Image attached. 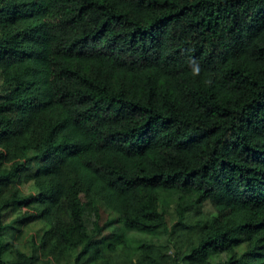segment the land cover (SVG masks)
I'll return each instance as SVG.
<instances>
[{
	"label": "trees",
	"instance_id": "1",
	"mask_svg": "<svg viewBox=\"0 0 264 264\" xmlns=\"http://www.w3.org/2000/svg\"><path fill=\"white\" fill-rule=\"evenodd\" d=\"M0 78V264H264V0H0Z\"/></svg>",
	"mask_w": 264,
	"mask_h": 264
},
{
	"label": "rangeland",
	"instance_id": "2",
	"mask_svg": "<svg viewBox=\"0 0 264 264\" xmlns=\"http://www.w3.org/2000/svg\"><path fill=\"white\" fill-rule=\"evenodd\" d=\"M1 82L2 81H1V78H0V87H1ZM164 202L165 203H163V204H164V206L167 209V212L169 214L170 222H173L176 219V217H177L176 203L174 201H172L171 199H169V198L165 199ZM207 208H208V210H212L209 205H207ZM107 217H108V215L104 214V218L103 219H106ZM114 226L116 227V225L109 226V228L106 229L105 233L111 232L114 229ZM37 227H39V224L34 225V227H30V229L28 230V233H29V231L31 233L29 235L27 234L28 240L31 238V235L36 232L35 228H37ZM180 264H185V263L181 262Z\"/></svg>",
	"mask_w": 264,
	"mask_h": 264
},
{
	"label": "clouds",
	"instance_id": "3",
	"mask_svg": "<svg viewBox=\"0 0 264 264\" xmlns=\"http://www.w3.org/2000/svg\"><path fill=\"white\" fill-rule=\"evenodd\" d=\"M196 71L198 72L199 71V68H196Z\"/></svg>",
	"mask_w": 264,
	"mask_h": 264
}]
</instances>
